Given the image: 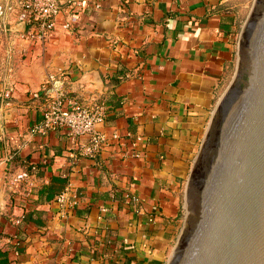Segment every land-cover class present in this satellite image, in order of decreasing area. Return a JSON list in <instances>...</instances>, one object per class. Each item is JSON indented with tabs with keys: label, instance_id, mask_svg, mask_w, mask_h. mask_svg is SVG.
Returning <instances> with one entry per match:
<instances>
[{
	"label": "crops",
	"instance_id": "crops-1",
	"mask_svg": "<svg viewBox=\"0 0 264 264\" xmlns=\"http://www.w3.org/2000/svg\"><path fill=\"white\" fill-rule=\"evenodd\" d=\"M62 1L41 47L0 0V249L7 264H167L182 180L237 52L239 0ZM59 88L106 102L97 130L139 134L142 156L123 158L112 143L80 155L64 129L41 130ZM28 164L37 166L30 197L13 185ZM56 178L76 205L57 201L61 192L39 197Z\"/></svg>",
	"mask_w": 264,
	"mask_h": 264
},
{
	"label": "water",
	"instance_id": "water-1",
	"mask_svg": "<svg viewBox=\"0 0 264 264\" xmlns=\"http://www.w3.org/2000/svg\"><path fill=\"white\" fill-rule=\"evenodd\" d=\"M191 166L188 214L167 264H264V0Z\"/></svg>",
	"mask_w": 264,
	"mask_h": 264
},
{
	"label": "built area",
	"instance_id": "built-area-1",
	"mask_svg": "<svg viewBox=\"0 0 264 264\" xmlns=\"http://www.w3.org/2000/svg\"><path fill=\"white\" fill-rule=\"evenodd\" d=\"M11 7L15 9L19 20L25 23L22 38L31 45H46L49 34L54 27L55 18L63 10L62 0H9ZM50 83V79L48 80ZM109 106L104 101L93 104H85L65 89L59 88L49 93L44 110L43 121L40 129L49 128L64 129L72 144L77 147L78 154L96 157L110 143L119 148L123 158H136L142 156L137 149L143 139L139 134L131 131L121 134L114 131L111 135L97 130V124L103 122L108 116ZM86 136L87 142H80V138ZM37 171L35 164H28L26 169L17 173L13 178L16 189L24 192L29 197L32 195L33 182L31 174ZM64 206H74L78 203V196L68 200L67 189L56 197ZM14 244H19L18 236ZM18 254L19 251L13 248Z\"/></svg>",
	"mask_w": 264,
	"mask_h": 264
},
{
	"label": "rangeland",
	"instance_id": "rangeland-1",
	"mask_svg": "<svg viewBox=\"0 0 264 264\" xmlns=\"http://www.w3.org/2000/svg\"><path fill=\"white\" fill-rule=\"evenodd\" d=\"M254 4V0H239V2L237 3L236 6V17H237V25H238V37H237V41H239V37H240V31L250 13V11L252 10ZM238 46V45H237ZM237 52H238V48H237ZM237 52L235 51L234 54V58H233V62L231 64V67L228 71V74L225 78V82H224V86L223 88L226 89L227 86L230 84V82L232 81L235 72H236V64H237ZM198 147V150L200 148ZM193 164V163H192ZM192 166V165H191ZM188 176L189 173L186 175L185 179L182 180V187H181V204H180V212H179V230L178 233H180L183 225H184V221L186 218V215L188 214V209H187V201H186V188H187V181H188ZM176 243V242H175ZM174 244V243H173ZM175 244L174 246L172 245L167 254L166 257L167 259H169V257L171 256L173 250H174Z\"/></svg>",
	"mask_w": 264,
	"mask_h": 264
},
{
	"label": "trees",
	"instance_id": "trees-1",
	"mask_svg": "<svg viewBox=\"0 0 264 264\" xmlns=\"http://www.w3.org/2000/svg\"><path fill=\"white\" fill-rule=\"evenodd\" d=\"M115 74L114 79L120 80V74ZM55 181L59 184H51V185H45L39 189L37 192L39 194V197H41L44 201H49L53 197H55L61 190L63 189L64 185V179L63 178H56ZM27 218V217H26ZM19 237V236H18ZM24 240L23 236L19 237V244H10L9 249L16 248L18 251L22 249L21 243ZM8 263V250H2L0 249V264H7Z\"/></svg>",
	"mask_w": 264,
	"mask_h": 264
},
{
	"label": "bare ground",
	"instance_id": "bare-ground-1",
	"mask_svg": "<svg viewBox=\"0 0 264 264\" xmlns=\"http://www.w3.org/2000/svg\"><path fill=\"white\" fill-rule=\"evenodd\" d=\"M19 29V28H18Z\"/></svg>",
	"mask_w": 264,
	"mask_h": 264
}]
</instances>
